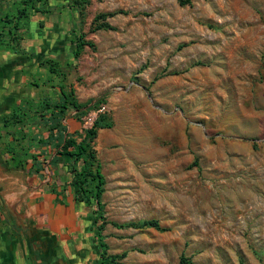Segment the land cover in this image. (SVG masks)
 I'll return each mask as SVG.
<instances>
[{"label":"rangeland","instance_id":"rangeland-1","mask_svg":"<svg viewBox=\"0 0 264 264\" xmlns=\"http://www.w3.org/2000/svg\"><path fill=\"white\" fill-rule=\"evenodd\" d=\"M44 6L42 15L29 10L25 26L19 4L0 1L7 26L21 28L15 43L41 54L26 66L25 95L0 126V150L10 162L12 148L25 165L35 156L38 176L49 177L46 190L54 181L58 200L68 201L79 229L65 264L98 262L94 226L73 200L65 167L55 176L48 163L63 131L81 134L101 112L113 120L94 140L108 255L125 252L121 264H178L181 256L193 264H264V0ZM119 10L107 19L114 30L93 31L97 14ZM79 36L93 46L73 57ZM61 87L80 104L111 95L99 110L61 114ZM29 140L50 149L30 148ZM151 219L168 231L110 224Z\"/></svg>","mask_w":264,"mask_h":264},{"label":"crops","instance_id":"crops-1","mask_svg":"<svg viewBox=\"0 0 264 264\" xmlns=\"http://www.w3.org/2000/svg\"><path fill=\"white\" fill-rule=\"evenodd\" d=\"M4 48L0 45V126L25 95L26 66L32 64ZM30 140V148L50 149ZM6 159L0 150V264H65L70 235L79 229L68 201L56 202L59 197L46 190L49 177L41 180L34 162L20 169Z\"/></svg>","mask_w":264,"mask_h":264},{"label":"trees","instance_id":"trees-1","mask_svg":"<svg viewBox=\"0 0 264 264\" xmlns=\"http://www.w3.org/2000/svg\"><path fill=\"white\" fill-rule=\"evenodd\" d=\"M3 1V0H0ZM21 7L18 9V13L25 17V26L29 25V10H32L33 15L48 13L45 6L47 0H12ZM72 4L78 8H84L91 0H71ZM192 0H177L180 6L190 5ZM125 12L119 10L110 13H99L93 19V31L98 30H114L115 28L111 26L107 19L118 14H124ZM2 16V15H1ZM0 16V45L4 46L9 53L25 57L24 62L32 61L39 62L41 54L38 52L31 51L32 49H27L20 46L17 41L16 32L20 31L19 24L15 22L12 27L7 26V19L9 16L4 14L3 18ZM31 21V20H30ZM8 23H11L9 21ZM41 26V25H39ZM19 39V38H18ZM84 46L92 47L91 42H86L82 36L78 37L77 42L74 44V48L71 49L73 57H78L82 52ZM34 60V61H33ZM55 72V70H51ZM60 94L62 97V102L57 104L55 107L59 109V113L64 114L68 108L76 111L75 115H83L89 110H99L101 106L107 103L108 98L111 95V91H105L94 99H90L84 104L78 103L73 95V89L69 93L63 91L60 88ZM15 109V108H13ZM25 116V115H24ZM12 120L20 123L22 118L16 116V112L11 114ZM8 123L7 118H4L3 124L6 126ZM52 127V130L56 129V126ZM113 127L112 118L106 113H99L93 120L91 126L83 131V133L73 132L67 133L63 131L60 140L56 142V151L54 157L49 161L48 166L53 167L55 176L58 174L60 167H65V173L70 176V187L73 191V200L77 205H83L86 214L91 219V224L94 226L93 239L96 242V251L98 255V262L96 264H121V260L125 258L126 253L123 252L120 255H108L107 246L103 241L101 232L104 230L105 226L108 224L104 216V204L102 203V195L104 193L105 179L101 172V165L97 159L96 151L94 150V140L96 139L99 130L111 129ZM65 135V137H64ZM50 139V138H49ZM50 141V140H49ZM48 143V142H44ZM51 143V142H49ZM2 153V152H1ZM11 154L10 159L15 163L14 167L23 169L25 168V162L21 159L15 157V152L12 148L8 150ZM35 163L34 173H39V166L36 164L35 156L32 157ZM65 163H67L65 165ZM6 164L13 167L12 164L6 159ZM42 166L44 163L41 164ZM53 181V176H51ZM56 182L51 183V192L59 196L54 189ZM58 203H62L61 200H56ZM98 221H101L97 225ZM113 227L117 229L132 228L135 230L144 229H154L159 232H166L168 228L162 227L157 220H143L138 222H129L126 224H117L115 222L110 223ZM79 257V256H78ZM84 254L79 258H73V262H82L84 260ZM178 264H193L188 258L181 256Z\"/></svg>","mask_w":264,"mask_h":264}]
</instances>
